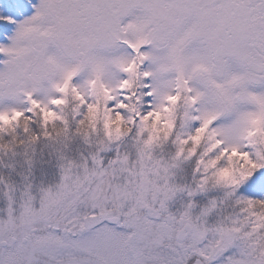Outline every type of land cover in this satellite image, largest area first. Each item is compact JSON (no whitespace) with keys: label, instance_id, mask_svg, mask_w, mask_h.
Returning a JSON list of instances; mask_svg holds the SVG:
<instances>
[{"label":"snow or ice","instance_id":"1","mask_svg":"<svg viewBox=\"0 0 264 264\" xmlns=\"http://www.w3.org/2000/svg\"><path fill=\"white\" fill-rule=\"evenodd\" d=\"M0 264H264V0H0Z\"/></svg>","mask_w":264,"mask_h":264}]
</instances>
